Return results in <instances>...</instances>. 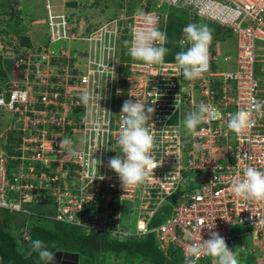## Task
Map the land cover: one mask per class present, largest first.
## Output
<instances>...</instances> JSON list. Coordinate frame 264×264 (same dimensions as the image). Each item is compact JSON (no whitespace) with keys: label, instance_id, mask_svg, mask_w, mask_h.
<instances>
[{"label":"built area","instance_id":"built-area-1","mask_svg":"<svg viewBox=\"0 0 264 264\" xmlns=\"http://www.w3.org/2000/svg\"><path fill=\"white\" fill-rule=\"evenodd\" d=\"M148 4L142 0L135 13L115 16L87 31L83 21L67 12L50 11L43 20L49 42L39 47L18 46L19 38L0 33V56L15 51L12 71L20 73L0 92V113L12 117L0 139H13L11 148L0 141V210L31 217L40 213L34 207L51 198L54 211L49 218L55 222L76 225L88 234L109 232L120 241L154 233L162 250H181L185 262L194 242L210 238L209 229L199 231L200 219L215 224L212 231L225 238L229 248L240 237L233 227L244 225L264 264V201L244 200L231 191L233 177L242 175L245 167L264 170V114L253 112L254 124L239 135L227 126L230 114L264 102V0H151L152 8ZM172 8L188 12L191 21L200 18L211 30L219 26L232 32L237 52L224 60L235 59L236 68L217 70L214 40L207 70L192 80L183 78L175 60L147 65L132 59V29L145 27L151 19L167 33ZM81 40L88 43L81 54L53 48L56 42ZM182 40L184 34L180 44ZM183 46L188 47L186 42ZM84 91L93 96L87 106L80 101ZM129 99L156 102L149 125H155L154 155L160 166L145 184L124 188L107 162L120 152V113ZM202 102L218 115L191 133L182 122ZM71 136L75 144L60 148L61 140L73 141ZM69 149L77 154L70 155ZM191 184L198 186L192 189ZM126 203L134 207L129 224L121 226ZM168 205L170 215L151 227ZM29 237L26 227L20 238Z\"/></svg>","mask_w":264,"mask_h":264},{"label":"clouds","instance_id":"clouds-1","mask_svg":"<svg viewBox=\"0 0 264 264\" xmlns=\"http://www.w3.org/2000/svg\"><path fill=\"white\" fill-rule=\"evenodd\" d=\"M139 15L143 16L145 13L140 12ZM183 33L182 47L185 42L188 47L175 54V62L182 69L183 78L192 80L198 78L209 66V48L213 34L207 25L196 23L185 26ZM167 39V33L159 30L155 22L150 19L145 27L132 29L128 54L132 59L147 65H162L169 51L164 46ZM92 99L93 96L88 91H84L80 97V101L85 106ZM155 103L146 104L138 99L135 101L129 99L122 105L121 123L116 141L120 152L109 158L107 166L119 176L124 188L145 184L153 170L160 166L154 155V149L158 146L153 130L155 125H149L155 112V108L151 105ZM180 103V95H178L174 104L176 111L179 109ZM262 110H264V102H253L248 109H238L235 113L230 114L227 126L239 135L254 124L251 114L253 112L264 114ZM217 115V110L202 102L185 116L182 123L189 132L195 133L199 125ZM71 144V139L65 138L59 142V147L64 148ZM69 154L76 155L77 153L69 149ZM94 160L98 164L102 163L100 160ZM237 160H239L238 156ZM93 175L96 179L95 170ZM99 178L103 179L104 177L100 176ZM231 191L236 197L244 200L264 201V170L254 166L245 167L242 175L237 174L233 177ZM197 227L201 232L205 228L209 229L210 238L203 239L202 242L196 241L191 245L188 249L186 264H196V260L204 254L212 257L214 264H238V259L233 250L228 247L225 238L218 232L212 231L215 224H208L204 219H200L197 222ZM188 235L191 237V233ZM31 246L44 264H56V254L51 251V248L55 247L54 243L49 244L43 240L35 239L31 241Z\"/></svg>","mask_w":264,"mask_h":264},{"label":"trees","instance_id":"trees-1","mask_svg":"<svg viewBox=\"0 0 264 264\" xmlns=\"http://www.w3.org/2000/svg\"><path fill=\"white\" fill-rule=\"evenodd\" d=\"M16 0H7V5H13ZM75 5V4H70ZM0 8V16L11 14L10 18L7 22V26L9 30L17 25L20 22V16L16 13V16L12 14V10L7 12L3 10V6ZM12 9V6H10ZM174 9V12H173ZM172 12L169 15L168 27H167V43L166 48H168V53L165 56L166 60H175V54L186 50L185 47H182L180 44V39L183 36V29L190 23H195V21L190 20V15L185 10H180L176 8L171 9ZM175 11H180L181 15H176ZM184 15V16H183ZM14 18V22L13 21ZM186 18V19H185ZM198 20V19H197ZM203 21V20H202ZM204 23V21H203ZM212 33L214 34V41L221 40V32L223 29L219 26L212 27ZM19 29L14 28L11 31H5L0 28V33L13 32L15 35L13 37H18L20 39V44L18 46H27L33 47L31 39L29 36H22ZM229 34L232 32L227 31ZM11 37V36H8ZM216 39V40H215ZM17 53L15 51H8L6 56L3 58L0 56V92L2 83L7 79V71L12 70L14 61ZM8 114V115H7ZM3 115L10 116L7 112L0 113V132L2 131V118ZM11 120V119H10ZM12 121V120H11ZM8 130V129H7ZM12 136H9L11 138ZM5 140V141H4ZM3 145L4 142H8L4 145L6 148H11L10 143L13 142L11 138L10 141L8 139H0ZM51 198H48V202ZM178 201V196H174L172 198V203ZM43 203L38 205L35 211L40 212L38 215L31 216V220H35L36 224L29 225L30 237L27 241H23L21 238H17L16 234L19 232L22 233V226L24 228L25 222L17 220H12L10 218H5L0 222V264H44L43 261L39 259L38 253L33 251L31 246V241L35 239H40L45 241L46 243L55 244L54 248H51V251L54 253L58 250H65L71 252H78L81 255V260H83L82 264H134L135 260H139V264H180L182 262L183 254L181 250L177 248H170L168 251H163L159 243L156 239V235L154 233H150L146 237L142 239H138L135 237H130L123 241H120L116 238L111 237L109 232H97L88 234L87 231H83L76 225H71L65 222H55L50 219V213H53V203L49 206V209L46 207L43 208ZM171 206L165 207L151 223V227H155L163 223L166 218L171 213ZM16 214V213H15ZM18 215V214H17ZM52 221L53 225L50 227L43 223L42 221ZM20 221V222H18ZM16 223V228L13 226ZM12 225V229L10 228ZM121 226H124L123 221H121ZM135 222L132 224V228L134 229ZM19 229L17 232H14L15 229ZM74 240V243H77L76 247L68 248L67 241ZM144 239V240H143ZM238 238L237 242L230 248L234 250L238 246ZM143 240V241H142ZM75 245V244H74ZM259 254V253H258ZM257 252L255 253L256 257L258 256ZM113 257V258H112ZM83 258V259H82ZM255 258L252 256L247 257V264H254ZM94 262V263H93ZM81 264V262H80ZM200 264H214V260L212 257L207 256L204 258ZM257 264V262H255Z\"/></svg>","mask_w":264,"mask_h":264},{"label":"rangeland","instance_id":"rangeland-1","mask_svg":"<svg viewBox=\"0 0 264 264\" xmlns=\"http://www.w3.org/2000/svg\"><path fill=\"white\" fill-rule=\"evenodd\" d=\"M0 4L4 5L3 10L7 9L8 11L12 10V14L16 16V13L18 16H20V22L17 23V25L14 28L19 29L18 31L21 32L22 36H29L31 39V42L34 47H39L42 45H47L49 42V27L48 25L44 24L43 20L47 19V14L52 11L54 13H62V12H67L70 17L73 19H76L78 21H83L85 24V29L91 30L95 26H98L97 24H103L105 21L111 20V18L116 17H121L124 16L128 13L133 14L136 11L140 9V6H142V0H50L47 2V0H16L13 5H7V0H0ZM49 4V8H46V5ZM70 4H75V5H70ZM10 6H12V9H10ZM154 5H151V0H149L148 8H152ZM1 8V6H0ZM165 8L162 9V11ZM172 10L170 11V13ZM174 12V9H173ZM176 15H181L180 11H175ZM1 13V11H0ZM11 15V14H10ZM9 14L2 15L0 16V28L5 31H11L9 30L7 26V22L10 18ZM184 16V15H183ZM186 19V18H185ZM193 19L196 24H205L200 18ZM38 23L36 24V22ZM14 22V18L13 21ZM33 22L34 24H31ZM5 36H14L15 33L10 32L9 34L6 32H3ZM221 42L224 44H221L222 48V55H236V41L233 38V34H229L226 30H223L221 32ZM19 37V35H17ZM17 37V38H18ZM213 40H214V35H213ZM216 40V39H215ZM217 41V40H216ZM88 43L81 40V41H60L56 42L53 45V48L55 49H65L70 52L71 55L76 54H81L87 50ZM223 46V47H222ZM218 47L217 44L214 46V50L217 51ZM227 52V53H226ZM236 68L235 64V59H233L230 63L224 62L223 58H220V61L217 63V70L218 71H226V70H234ZM8 75L7 79L5 82L2 83V85H8L9 82L10 84L14 81H17L19 78V71H12V70H6ZM259 74H262L261 72ZM10 79H13L14 81H10ZM1 88H4V87ZM8 115V114H7ZM12 117L10 116H5L3 115L2 122V133L5 135V130L8 129L9 124L11 123ZM1 128V127H0ZM11 135V133H9ZM72 137V142L75 144V138L74 136ZM70 138V137H67ZM77 140V137H76ZM81 148V145H77L76 149ZM198 184H194L192 189H196ZM52 204V202H48L45 200L43 202V208L49 209V206ZM131 206V207H130ZM133 204H128L126 203L122 208V216H123V224L127 220L128 216L130 217L131 210L133 209ZM132 208V209H130ZM51 214V212L49 211ZM5 218H10L11 221L17 220V219H24L26 220L25 226L21 231L23 232L24 229L27 227L29 228L30 222L31 224H36L35 220H31V218L27 215H17L13 212H8L4 210H0V222L2 223V220ZM20 222V221H18ZM48 226H52L53 223L52 221H42ZM135 222V220H134ZM126 224H129V222ZM16 228V223L13 225ZM12 229V225L10 227ZM14 228V229H15ZM135 228V227H134ZM19 229H15L14 232H17ZM233 234H239L241 238L240 242L238 243L237 248L233 250L235 253L237 259H238V264H247V257L252 256L255 258V262L257 264H260L259 259H257L255 253L256 251L254 250L253 243L250 240V236L247 234L248 232V227L241 225V226H234L232 229ZM21 232L17 233L16 236L17 238H20ZM239 237V238H240ZM145 239V238H144ZM143 239V240H144ZM142 240V241H143ZM67 244H69L67 247L72 248L76 247L77 243H74V240H69L67 241ZM75 244V245H74ZM65 251V250H64ZM168 251V250H167ZM113 258V257H112ZM206 258V257H205ZM83 259V258H82ZM204 258L198 259V263L203 260ZM139 260H135L134 264H139ZM83 263V260H81V264ZM94 263V262H93ZM180 264H186L185 260L182 259V262Z\"/></svg>","mask_w":264,"mask_h":264},{"label":"water","instance_id":"water-1","mask_svg":"<svg viewBox=\"0 0 264 264\" xmlns=\"http://www.w3.org/2000/svg\"><path fill=\"white\" fill-rule=\"evenodd\" d=\"M56 264H80V254L70 251H56Z\"/></svg>","mask_w":264,"mask_h":264},{"label":"crops","instance_id":"crops-1","mask_svg":"<svg viewBox=\"0 0 264 264\" xmlns=\"http://www.w3.org/2000/svg\"><path fill=\"white\" fill-rule=\"evenodd\" d=\"M33 22H31V24H32ZM28 37V36H27ZM218 41V43H217V47H218V49H217V51L216 52H218V62L220 61V58H223V61L224 62H226L225 60H224V58L226 57V56H229L228 54H226V55H222V48H221V44H224L223 42H221L220 40H217ZM216 44V42H214V46H216L215 45ZM223 47V46H222ZM227 53V52H226ZM231 56V55H230ZM233 56V55H232ZM217 62V63H218ZM217 63H216V67H217ZM228 63H230V62H228ZM10 115V114H9ZM194 184H191L190 185V187L191 188H193L192 186H193ZM18 215H20V214H18ZM123 219V218H122ZM20 221H24V219H22V218H20L19 219ZM129 220H130V217L128 216V218H127V220L125 221V223H124V225H128V224H126V222L128 223L129 222ZM123 221V220H122ZM241 238L242 237H240V239H239V241L238 242H240V240H241ZM249 241H252L251 240V238H250V240ZM253 243V242H252ZM164 251V250H163ZM166 252V251H165ZM258 254V253H257ZM259 255L260 254H258V256H257V259H258V257H259Z\"/></svg>","mask_w":264,"mask_h":264},{"label":"flooded vegetation","instance_id":"flooded-vegetation-1","mask_svg":"<svg viewBox=\"0 0 264 264\" xmlns=\"http://www.w3.org/2000/svg\"><path fill=\"white\" fill-rule=\"evenodd\" d=\"M60 251H63V250H60Z\"/></svg>","mask_w":264,"mask_h":264}]
</instances>
